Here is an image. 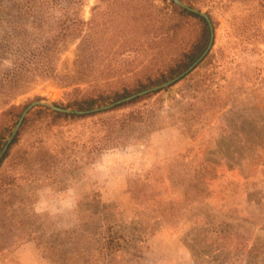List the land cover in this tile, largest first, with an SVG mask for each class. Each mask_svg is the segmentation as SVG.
Here are the masks:
<instances>
[{
    "label": "rangeland",
    "instance_id": "374dc122",
    "mask_svg": "<svg viewBox=\"0 0 264 264\" xmlns=\"http://www.w3.org/2000/svg\"><path fill=\"white\" fill-rule=\"evenodd\" d=\"M27 1L34 5L30 16L24 13L23 0H0V69L9 66L10 54L3 48L12 43L10 35L42 43L64 13L72 17L77 9L84 22L92 16L99 22L89 34L94 47L86 66L76 62L81 38L62 45L52 76L21 84L11 99L0 95V114L10 106L26 109L36 101L55 106L72 89L105 80L120 88L147 72L156 79L167 73L160 57L170 61L171 71L200 31L190 20L159 42L152 28L144 33V15L133 36L128 11L140 16L144 10L128 0L109 5L102 0L95 11L91 8L99 0H54L48 6L40 5L41 0ZM197 1L213 27L212 47L176 83L140 96H150L139 105L154 113L153 130L141 141L95 154L62 184L47 180L34 192V212L52 228L67 229L79 223L80 198L98 191L117 235L135 236L106 264H264V0ZM153 2L163 5L161 0ZM117 6L122 16L113 22ZM38 8L40 23L33 22ZM123 74L124 81L114 82ZM39 108L45 107H34L26 115L33 123L13 152L23 154L36 144ZM78 129L63 128L61 135H74ZM14 163L9 157L3 169ZM14 251L0 253L6 264H20ZM41 259V264H50Z\"/></svg>",
    "mask_w": 264,
    "mask_h": 264
},
{
    "label": "trees",
    "instance_id": "16d2710c",
    "mask_svg": "<svg viewBox=\"0 0 264 264\" xmlns=\"http://www.w3.org/2000/svg\"><path fill=\"white\" fill-rule=\"evenodd\" d=\"M23 1L24 13L28 16L34 14V5L30 6L28 3L30 1ZM101 1L99 0L100 3L94 5L91 11L99 9ZM106 1L109 5L119 0ZM128 1L132 6L142 5L144 10L143 15L140 16L134 11L129 13L131 10H127L128 15L131 16L128 26L130 31L135 33L133 36L136 32L138 33L139 21L147 15L144 33H147L148 28H152L153 39L159 42L170 39V36L173 37L182 25L192 20L200 26L197 42L182 55L171 71L170 61L160 57V66L164 65L167 73L161 74L156 79L151 78V74L147 72L143 79L136 80L129 87L126 85L120 88L112 87L113 82L107 80L101 85L92 83L84 88L76 87L66 94L64 102L54 104L58 108L70 110L73 113L39 108L36 114L40 116L41 129L35 133L34 141L38 147L35 146L36 144L32 145L29 151L26 150L22 154L19 150L13 152V147L23 139L33 123L30 117L23 120L19 131L0 161V253L14 251L25 243L33 242L41 257L48 260L50 264H106L124 246L135 241L134 235L127 239L123 235H117L114 224L109 223L111 213L107 208L108 205L101 202L98 191H91L80 198L77 203L79 223L71 228H52L53 224H46L33 210L34 192L36 188L47 183V180H50L51 184L52 180L62 184L65 178L79 174L86 161L92 159L95 154L141 141L145 133L153 130L154 125V113L147 111L143 105H139L149 98V95L135 98L109 110L82 115L75 112L103 107L152 86L165 83L188 69L208 46L209 26L206 19L199 14L177 6L173 0H161L162 6H156L153 0ZM179 1L189 8L201 11L197 0ZM53 2L54 0H41L40 5L48 6ZM17 11L22 15L20 9ZM40 12L41 9L38 8L36 13ZM77 13L78 9L72 17L64 13L51 35L42 43L34 42V40L26 43L17 35H10L13 39L12 43L3 48L10 57L8 58L9 66L0 69V95L11 99L21 84L34 77L52 76L55 71L56 53L69 41L81 38L77 47L76 62L88 65L90 59L87 53L94 47L89 41V34L99 22L95 23L93 16L89 21L84 22ZM41 14L33 19V22L40 23L38 19L42 18ZM111 14L114 16L113 22L120 19L116 17L122 16L118 6ZM36 25L41 27V24ZM84 32L87 33L84 35ZM131 73L132 69L126 74ZM124 75L119 76L114 82L120 78L124 81ZM24 109L25 107L18 109L10 106L0 114V152ZM71 126L75 129L79 126V129L74 135L64 138L61 135L62 129ZM48 138L51 141L47 145ZM9 157H12L15 163L13 168L5 170L4 164ZM32 157L34 160H30ZM45 165L48 166L47 169L44 168ZM50 169L53 170L50 171ZM4 199L6 200L3 201Z\"/></svg>",
    "mask_w": 264,
    "mask_h": 264
},
{
    "label": "water",
    "instance_id": "95a60500",
    "mask_svg": "<svg viewBox=\"0 0 264 264\" xmlns=\"http://www.w3.org/2000/svg\"><path fill=\"white\" fill-rule=\"evenodd\" d=\"M173 1L179 7H182L184 9H187L188 11H191L193 13H197L200 16H202L203 18L206 19V21L208 23V26H209V30H210V38H209L208 46H207L206 50L202 53V55L188 69H186L184 72H182L181 74H179L175 78L167 81L166 83H163V84H161V85H159L157 87H153V88H150V89H146L144 91H141L139 93L133 94V95H131L129 97H126V98L121 99V100H119V101H117L115 103H112V104H109V105H106V106H103V107L95 108V109H92L90 111H77L75 113L82 115V114H91V113H95V112L109 110V109H112V108H114V107H116V106H118L120 104L129 102V101H131V100H133L135 98H138L140 96L146 95V94L151 93L153 91H158V90L165 89V88L173 85L174 83H176L178 80H180L181 78H183L188 73H190L206 57V55L208 54L209 50L212 47L213 39H214V32H213V27H212L211 21L209 20V18H208V16L206 14H204L202 12H199L196 9H192V8L187 7L186 5H184L179 0H173ZM34 107H45V108H49L52 111L63 112V113H73V111L65 110V109H62V108H58L56 106H53V105L48 104V103H45V102H41V101L33 102L28 107H26V109L22 112V114H21V116H20V118H19V120L17 122L16 127L14 128V130L11 133L10 137L8 138L5 146L3 147V149L0 152V161H1L2 157H3V155L5 154V152H6L7 148H8V145L10 144V142L12 141V139L14 138V136L16 135L17 131L19 130L23 119L26 117V115L28 114V112L31 109H33Z\"/></svg>",
    "mask_w": 264,
    "mask_h": 264
},
{
    "label": "crops",
    "instance_id": "0c3cea01",
    "mask_svg": "<svg viewBox=\"0 0 264 264\" xmlns=\"http://www.w3.org/2000/svg\"><path fill=\"white\" fill-rule=\"evenodd\" d=\"M13 257H16L20 264H41L42 259L38 253L36 245L33 243H25L13 252ZM0 264H6L0 254Z\"/></svg>",
    "mask_w": 264,
    "mask_h": 264
}]
</instances>
